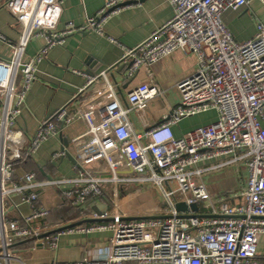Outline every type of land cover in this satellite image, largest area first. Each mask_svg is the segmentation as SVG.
I'll list each match as a JSON object with an SVG mask.
<instances>
[{
  "label": "built area",
  "instance_id": "obj_1",
  "mask_svg": "<svg viewBox=\"0 0 264 264\" xmlns=\"http://www.w3.org/2000/svg\"><path fill=\"white\" fill-rule=\"evenodd\" d=\"M63 1L4 2L22 32L14 44L0 34L12 49L9 59L0 57V264H30L15 251L21 242L34 239L56 249L62 235L103 231L111 233L104 258L51 264H264L258 256L264 234V25H258L252 39L240 42L222 19L225 11L244 7L247 0H167L173 9L168 22L134 48L119 45L126 79L179 51L197 57L196 70L176 84V104L167 106L158 124L136 133L132 122L152 100L165 101L156 81L134 87L124 100L107 82L94 98L78 103L73 114L65 106L42 121L29 139L17 120L46 53L75 33L104 36L108 19L126 2L141 0H110L85 25L69 22L58 30ZM38 37L45 46L28 57L27 46ZM103 77H93L78 93ZM210 111H215L213 121L175 135L174 127L184 119ZM75 119L87 125L86 139L73 156L75 174L39 180L29 172L16 179L18 163ZM65 155L57 152L54 159ZM97 164L101 168H88ZM241 165L247 171L241 203L210 195L205 175ZM147 185L160 191L162 205L151 212L125 211L124 195L140 194ZM47 188L57 189L79 211L77 221L48 223L50 210L40 203L39 194ZM108 191L110 208L95 212L92 207ZM13 196L31 208L30 215L10 217ZM178 203L188 210H176ZM90 219L104 221L82 224Z\"/></svg>",
  "mask_w": 264,
  "mask_h": 264
},
{
  "label": "crops",
  "instance_id": "obj_2",
  "mask_svg": "<svg viewBox=\"0 0 264 264\" xmlns=\"http://www.w3.org/2000/svg\"><path fill=\"white\" fill-rule=\"evenodd\" d=\"M110 0H64L61 15L57 25L62 30L67 23L72 22L83 26L88 17L95 16ZM5 0H0V34L10 43H16L21 36L22 27L14 16L4 7ZM123 10L113 15L102 26L104 36L95 32L75 33L65 38L61 45L50 49L38 64L37 79L28 93L22 115L17 120L20 128L30 139L33 137L42 121L52 118L59 109L69 106V113H74L80 102L94 98L107 82L116 87L121 100L127 97L134 87L154 80L164 91L176 90V84L193 73L197 68V57L194 54H185L181 51L165 58L154 66H143L132 79L124 76L125 65L122 64L123 50L131 49L144 42L156 29L160 28L173 17V9L167 0H141L139 3L126 2ZM224 24L240 41L252 39L258 30V25H264V3L261 0H247V5L237 10L229 9L222 15ZM114 40L117 44L110 42ZM121 45V47H119ZM45 46L41 37L33 38L26 48L28 57H34ZM12 54L11 46L0 40V57L9 59ZM104 75L99 83H95L79 94L87 82L95 76ZM178 92V91H177ZM173 101H177V95ZM149 103L144 115L133 116V125L136 133H142L148 127L158 124L173 107L170 101H163V110L157 111ZM168 106V107H167ZM180 122L174 127L176 136L188 131L181 130ZM87 125L82 119H75L70 125L63 126L57 136L44 141L29 160L19 164L16 169V179L20 180L24 174L36 173L39 180L59 177H71L75 174L74 165L66 157L54 159V155L61 151L63 145L60 140L62 134L68 142L67 151L74 156L76 147L86 139ZM101 168L100 164L91 169ZM247 171L244 165L230 166L204 176L203 181L207 189L217 200L229 204L241 203V193L245 189ZM152 195L156 202L162 200L160 191L151 185L144 186L137 195H124L123 205L128 204L134 197H142L145 192ZM40 202L49 210L61 204V195L54 188L40 191ZM111 192L94 206L95 212H103L110 208ZM158 207V206H157ZM127 209V210H126ZM156 209V208H155ZM10 217L13 219L28 216L31 208L21 202L20 197L13 196L10 206ZM80 215V214H79ZM54 220V215L52 216ZM48 219L51 226L61 222L77 221L79 218L57 221ZM91 220V219H90ZM85 220L82 224H91ZM111 233L103 231L92 234L72 233L62 235L56 249L39 243L21 242L14 248L30 264H51L53 262H74L83 258H104L108 253ZM258 256L264 259V234L258 243Z\"/></svg>",
  "mask_w": 264,
  "mask_h": 264
},
{
  "label": "rangeland",
  "instance_id": "obj_3",
  "mask_svg": "<svg viewBox=\"0 0 264 264\" xmlns=\"http://www.w3.org/2000/svg\"><path fill=\"white\" fill-rule=\"evenodd\" d=\"M164 91V90H163ZM165 92V99L167 101H170L173 106L176 104L175 101H173L176 96L178 95V92L176 90L171 91H164ZM153 105L155 106V109L157 111L163 110V101L161 99H155ZM215 119V111H210L208 113L198 115L195 117L184 119L181 123V130L182 131H190L200 125L208 124L211 121ZM94 166V165H93ZM92 165L88 168H92ZM152 186V185H151ZM155 187V186H153ZM161 203L156 202L152 195H149V193L146 191L142 197H134L131 202H129L126 205H123V207H126L128 210H134L136 212H151L157 208ZM162 205V204H161ZM126 209V210H127ZM73 219V218H72Z\"/></svg>",
  "mask_w": 264,
  "mask_h": 264
},
{
  "label": "trees",
  "instance_id": "obj_4",
  "mask_svg": "<svg viewBox=\"0 0 264 264\" xmlns=\"http://www.w3.org/2000/svg\"><path fill=\"white\" fill-rule=\"evenodd\" d=\"M29 159H30V157L25 158L23 161L18 163V165L25 163ZM53 215H54V220L52 217ZM78 216H79V211L77 209L71 207L68 204V202L63 197H61V204L58 205L56 208H53L50 210V218L49 219H51V217H52V221L57 223V221H66L68 219L76 218Z\"/></svg>",
  "mask_w": 264,
  "mask_h": 264
},
{
  "label": "water",
  "instance_id": "obj_5",
  "mask_svg": "<svg viewBox=\"0 0 264 264\" xmlns=\"http://www.w3.org/2000/svg\"><path fill=\"white\" fill-rule=\"evenodd\" d=\"M60 140H61L62 143H63V145L61 146V151L66 152V157L68 158V160H69L73 165H75L76 161H75L74 157H73V156H72V155L66 150L67 147H68V142H65V140H64L63 137H62V134H60ZM64 157H65V156H64ZM175 208H176V210H178V211H186V210H188V207H187L185 204H183V203H178V204H176ZM193 209H195V207H193ZM102 221H104V220H90L89 222H102ZM69 227H71V226H69ZM45 236H47V235H44V236H42L41 238H43V237H45ZM32 241H34V239H33V240H28V241H26V242H32Z\"/></svg>",
  "mask_w": 264,
  "mask_h": 264
}]
</instances>
